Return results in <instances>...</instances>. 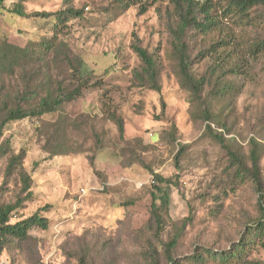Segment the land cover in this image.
I'll list each match as a JSON object with an SVG mask.
<instances>
[{"label":"rangeland","instance_id":"1","mask_svg":"<svg viewBox=\"0 0 264 264\" xmlns=\"http://www.w3.org/2000/svg\"><path fill=\"white\" fill-rule=\"evenodd\" d=\"M16 3L28 14L71 6L80 15L67 18L44 59L22 61L14 73L0 74L4 91L21 90L35 69L40 70L36 81L44 84L42 94L56 82L70 90L77 77L89 85L79 96L66 98L60 109L3 128L0 145L7 153L0 156L1 199L13 201L21 186L17 174L5 176L10 153L24 151L23 168L31 177V198L11 222L46 206L40 213L48 226L30 230L36 247L3 250L0 264H144L145 252L153 247L160 264H172L164 245L174 236L171 256L181 259L179 264H202L186 258L204 246L229 248L258 215L251 183L231 180L227 166L231 150L248 164L254 139L264 176V51L233 78L237 89L214 96L210 106L208 98L192 101L180 85L162 18L170 0H143V12L138 4L123 9L116 0H5L0 5V42L23 46L51 37L55 21L16 17L8 11ZM239 32L244 38L264 37V20ZM134 38L157 60L159 92L133 81L132 70L140 62L131 47ZM68 58L81 60L79 73H73ZM209 63L195 58L192 69L200 75ZM206 103L214 132H224L222 141L206 132ZM108 109L124 121L122 139ZM154 173L171 179L158 236L150 214ZM226 185L228 193L220 194ZM248 259L264 264V248H253Z\"/></svg>","mask_w":264,"mask_h":264},{"label":"trees","instance_id":"2","mask_svg":"<svg viewBox=\"0 0 264 264\" xmlns=\"http://www.w3.org/2000/svg\"><path fill=\"white\" fill-rule=\"evenodd\" d=\"M5 0H0V5ZM123 9L133 5H139L140 11H145L143 0H116ZM171 8H167L162 14L166 30L171 40L172 55L175 59L177 71L180 77V85L185 89L192 101L211 102L214 96L237 89V83L233 78L244 74V69L249 59H254L264 51V37L250 35L244 38L245 26H255L264 20V0H170ZM142 6V7H141ZM8 11L16 17H52L54 19L51 37L40 42L26 41L23 46L4 40L0 42V74L9 75L14 73L15 67L20 62L27 64L39 62L47 55L58 40L62 25L68 17H78L80 12L71 6L57 10L53 13L25 12L21 3H16ZM160 14V12L158 13ZM133 51L139 59V65L132 70L133 81L136 85L154 91H160L159 66L155 56L141 46L139 39L134 38L131 44ZM196 50L195 54L192 53ZM195 58L209 60V65L204 73L195 74L192 65ZM73 73H79L83 63L80 59L74 61L68 58ZM40 71L33 70L23 88L14 94L4 91L3 84L0 85V135L3 128L9 122L17 121L27 117H40L45 113L54 112L62 106L66 98L79 96L83 88L89 85L86 79L76 78V84L70 90H65L60 82L49 90L42 89L44 84L36 81ZM46 74V72H44ZM22 77V76H21ZM224 82L222 86L219 84ZM91 85V84H90ZM205 100V101H204ZM203 108L202 115L206 124V132L218 141L223 140L224 132H214L211 127L212 114L208 103ZM107 117L111 119L118 129V135L122 139L124 132V121L115 110H107ZM225 127L224 124H217ZM223 129V128H222ZM224 131V130H223ZM250 152L247 164L236 151H229L230 170L229 177L233 181H249L256 194L257 217L245 224L239 237L231 246L224 250L215 251L206 246L194 250L187 257L188 261L200 262L202 264H259L248 259L253 248L257 246L264 248V176L259 169V151L254 139L250 140ZM183 146L180 148V152ZM7 153L0 145V156ZM59 154V152H54ZM179 155V154H178ZM25 153L20 150L10 153L7 157L5 176L14 174L19 176L21 183L19 191L13 201H5L0 197V253L13 252L22 245L37 246V239L30 235L32 228L46 229L48 219L40 211L46 206L24 218L11 222L13 213L21 208L25 201L31 198V177L23 168ZM153 189L150 192V214L154 224L155 235L164 228V213L167 212L170 194V178H164L159 174H153ZM230 184V183H229ZM230 185L224 186L220 194L228 193ZM3 192V189L0 188ZM115 213H113L114 215ZM178 236H174L164 245V254L172 264H179L181 259L171 256ZM144 264H160L159 252L153 247V252H145ZM82 264V263H81Z\"/></svg>","mask_w":264,"mask_h":264},{"label":"built area","instance_id":"3","mask_svg":"<svg viewBox=\"0 0 264 264\" xmlns=\"http://www.w3.org/2000/svg\"><path fill=\"white\" fill-rule=\"evenodd\" d=\"M150 182H151V183H154V178H151V179H150Z\"/></svg>","mask_w":264,"mask_h":264}]
</instances>
